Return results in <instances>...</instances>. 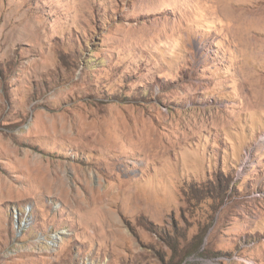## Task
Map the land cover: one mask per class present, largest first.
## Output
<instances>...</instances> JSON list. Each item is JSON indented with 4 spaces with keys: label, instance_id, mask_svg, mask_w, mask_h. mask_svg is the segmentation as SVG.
Returning <instances> with one entry per match:
<instances>
[{
    "label": "rangeland",
    "instance_id": "1",
    "mask_svg": "<svg viewBox=\"0 0 264 264\" xmlns=\"http://www.w3.org/2000/svg\"><path fill=\"white\" fill-rule=\"evenodd\" d=\"M262 80L264 0H0V264H264Z\"/></svg>",
    "mask_w": 264,
    "mask_h": 264
},
{
    "label": "bare ground",
    "instance_id": "2",
    "mask_svg": "<svg viewBox=\"0 0 264 264\" xmlns=\"http://www.w3.org/2000/svg\"><path fill=\"white\" fill-rule=\"evenodd\" d=\"M235 6L238 7V8H234L233 11H232L233 13H235V15H247V14L252 13V11H250L249 8H247L248 5H246L244 7L238 6V5H235ZM261 11L262 10L258 8V11H256V12H261ZM253 13H255V11H253ZM243 24L246 25L249 28L251 26V24H252V21L246 19V20H244ZM262 82L264 84V80H262ZM263 87H264V85H263Z\"/></svg>",
    "mask_w": 264,
    "mask_h": 264
}]
</instances>
